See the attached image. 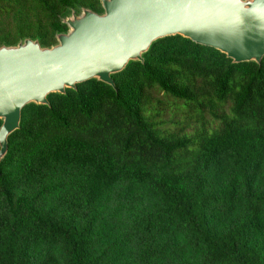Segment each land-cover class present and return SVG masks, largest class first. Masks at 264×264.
Masks as SVG:
<instances>
[{"label":"trees","instance_id":"1","mask_svg":"<svg viewBox=\"0 0 264 264\" xmlns=\"http://www.w3.org/2000/svg\"><path fill=\"white\" fill-rule=\"evenodd\" d=\"M80 8L102 11L0 0V45L48 47ZM111 79L21 108L0 159V264H264V56L166 36ZM169 105L210 127L165 132Z\"/></svg>","mask_w":264,"mask_h":264},{"label":"water","instance_id":"2","mask_svg":"<svg viewBox=\"0 0 264 264\" xmlns=\"http://www.w3.org/2000/svg\"><path fill=\"white\" fill-rule=\"evenodd\" d=\"M101 12L80 8L61 18L65 32L43 47L24 38L0 45V159L20 110L46 105L49 93L89 79L113 87L111 75L157 39L179 35L223 53L231 62L264 56V0H99Z\"/></svg>","mask_w":264,"mask_h":264},{"label":"rangeland","instance_id":"3","mask_svg":"<svg viewBox=\"0 0 264 264\" xmlns=\"http://www.w3.org/2000/svg\"><path fill=\"white\" fill-rule=\"evenodd\" d=\"M161 98V94L158 95ZM166 102L169 100L166 99ZM163 106V105H161ZM160 119L164 122L161 124V128L165 132L179 131L181 133H189L193 130L198 129L202 122L206 123L205 126L208 128L210 125L207 123V117L201 118V116H195L184 108L169 105V107L164 106V109L160 115Z\"/></svg>","mask_w":264,"mask_h":264}]
</instances>
